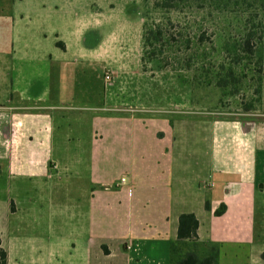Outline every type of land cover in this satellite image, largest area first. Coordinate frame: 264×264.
I'll list each match as a JSON object with an SVG mask.
<instances>
[{"label": "crops", "instance_id": "0c3cea01", "mask_svg": "<svg viewBox=\"0 0 264 264\" xmlns=\"http://www.w3.org/2000/svg\"><path fill=\"white\" fill-rule=\"evenodd\" d=\"M79 16L73 0H0L7 264L75 258L59 242L82 249L79 264H169L183 214L198 220L200 243L218 247V264H264V80L252 119L205 114L188 96L165 104L171 85L141 71L146 19L131 80L123 34L98 12ZM91 66L112 74L103 107L89 77L77 78Z\"/></svg>", "mask_w": 264, "mask_h": 264}, {"label": "rangeland", "instance_id": "374dc122", "mask_svg": "<svg viewBox=\"0 0 264 264\" xmlns=\"http://www.w3.org/2000/svg\"><path fill=\"white\" fill-rule=\"evenodd\" d=\"M75 4L76 15L79 16L86 8L91 13H99L98 16L101 22H107V30L112 28V31L120 32L123 35L122 39L128 42V46L123 54H127L125 61L130 70L123 73L130 75L129 79L133 80L138 71L140 62V39H141V18L146 19L147 27L160 26L164 31V38L161 43L156 45L158 50L163 52L161 58L164 62V67L160 68L159 60H155L151 66L150 77L165 80L171 85L172 92L169 89L162 88L164 92H159V98L166 101H177L180 97L186 101L189 97L191 106L205 114L208 113H223L228 117H236L241 114H248L252 119L253 114H257L258 105L255 103V90L260 81L262 72H257L252 64H247L246 60L240 65L233 66L236 73L235 82H231L225 89L216 86L215 81L210 86L197 85L199 72L195 68H199L203 62L206 65L209 63L211 73L220 74L221 66L227 68L229 62L226 61L227 52L232 50V43L240 41L244 34L243 20L245 17L240 13H218L213 12L211 18L207 16L206 11L196 9H186L177 12H165L160 9H155L153 4L158 0H73ZM80 17V16H79ZM132 21V22H131ZM170 21L171 25H168ZM129 23H133V29L127 27ZM136 25L137 32H134ZM250 26V25H249ZM204 32V42H199L200 34ZM260 50L264 51V31L263 40ZM118 55V53H116ZM259 52L257 53V57ZM206 56L205 60L201 57ZM256 57V58H257ZM254 58L251 63L256 59ZM264 62V61H263ZM187 64L190 67H187ZM162 69V70H160ZM142 71V70H141ZM160 71V72H159ZM110 72L104 70L98 73L94 66L91 68H80L77 78L88 76V84L96 87L101 91V101L103 107L104 93V74ZM143 72V71H142ZM76 74V75H77ZM212 77V76H211ZM215 80V79H214ZM74 83L75 89L81 85ZM247 112L245 109L250 108ZM242 118H244L242 116ZM264 119V118H259ZM75 128L71 129L73 133ZM66 238V237H65ZM58 246L65 252L69 250V255L75 256L73 259L67 260L66 257L58 260L59 264H66L67 261L79 264L82 261L81 251L79 247L73 250L71 244L59 242ZM68 249L66 250V247ZM183 252L187 251L186 246L180 247ZM55 262V261H54Z\"/></svg>", "mask_w": 264, "mask_h": 264}, {"label": "trees", "instance_id": "16d2710c", "mask_svg": "<svg viewBox=\"0 0 264 264\" xmlns=\"http://www.w3.org/2000/svg\"><path fill=\"white\" fill-rule=\"evenodd\" d=\"M155 9H160L165 12H177L184 8L196 9L206 11L207 16L211 18L213 12L218 13H240L243 20L244 34L241 40L232 43V50L226 51V61L229 62L227 68L221 66L220 74H212L209 63L205 62L199 68H195V71L200 73L198 79H196L197 85L210 86L214 83L217 87L225 89L231 82H235L236 73L233 66L240 65L246 60L247 64H252L253 68H257V72H262L260 81L255 90V96L257 97L255 103L259 106L261 101L262 81L264 80V62L260 55L257 57V53L260 52V47L263 40L264 31V0H158L153 4ZM168 25L170 21H167ZM250 25V26H249ZM204 32L200 34L198 41L204 42ZM164 31L160 26H154L149 28L144 23L142 34V56H141V70L143 72H153L149 66L154 63L155 60L162 56L163 52L158 50L156 45L160 44L164 38ZM58 46H62L60 42ZM257 57V58H256ZM254 60L253 63L251 61ZM202 60L206 59V56L201 57ZM160 68L164 67L163 59L159 60ZM187 67H190L187 64ZM262 71H261V69ZM162 70V69H160ZM160 72V71H159ZM212 76V77H211ZM215 79V80H214ZM250 108L247 107L245 111L250 112ZM205 208L209 210V204L205 203ZM225 212V207L221 206L214 212L215 216H221ZM199 227L198 220L192 214H183L178 219L177 238L174 242L170 243L169 247V264H218L219 250L214 244L200 243L197 236V230ZM264 242V240H263ZM186 246L187 251L183 252L180 247ZM101 250L104 253H108L107 247L101 245ZM264 259V254H262ZM0 264H7V253L2 249L0 242Z\"/></svg>", "mask_w": 264, "mask_h": 264}, {"label": "built area", "instance_id": "2783aa9c", "mask_svg": "<svg viewBox=\"0 0 264 264\" xmlns=\"http://www.w3.org/2000/svg\"><path fill=\"white\" fill-rule=\"evenodd\" d=\"M130 75H132V74H130ZM130 75H126V76L129 77ZM126 76H124L123 80L125 79ZM112 79H113L112 74L110 72H105V74H104V85L107 88L109 87L110 83L112 82Z\"/></svg>", "mask_w": 264, "mask_h": 264}]
</instances>
